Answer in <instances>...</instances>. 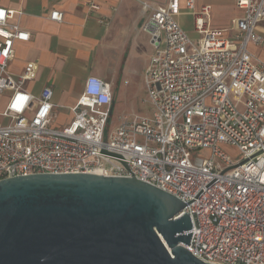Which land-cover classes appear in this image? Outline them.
<instances>
[{"label": "built area", "instance_id": "obj_1", "mask_svg": "<svg viewBox=\"0 0 264 264\" xmlns=\"http://www.w3.org/2000/svg\"><path fill=\"white\" fill-rule=\"evenodd\" d=\"M135 1L154 48L144 73L151 114H119L112 129L110 84L93 75L69 107L71 120L52 125V88L34 95L23 87L35 77L36 60L19 74L8 71L14 43L28 41L30 32L16 20L20 10L0 6V92L9 91L2 114L10 118L0 124V180L133 176L186 204L173 218L189 213L192 234L182 245L195 257L264 264V59L249 49L264 45V0H235L242 15L221 29L209 25L210 6L194 12V0ZM187 12L195 36L178 20ZM49 17L61 21L63 13ZM222 144L235 146L240 158ZM201 148L207 157L193 155Z\"/></svg>", "mask_w": 264, "mask_h": 264}, {"label": "water", "instance_id": "obj_2", "mask_svg": "<svg viewBox=\"0 0 264 264\" xmlns=\"http://www.w3.org/2000/svg\"><path fill=\"white\" fill-rule=\"evenodd\" d=\"M184 205L133 176L5 178L0 180V264H212L182 245L192 234L190 215L173 217Z\"/></svg>", "mask_w": 264, "mask_h": 264}, {"label": "crops", "instance_id": "obj_3", "mask_svg": "<svg viewBox=\"0 0 264 264\" xmlns=\"http://www.w3.org/2000/svg\"><path fill=\"white\" fill-rule=\"evenodd\" d=\"M205 5L210 6L209 25L214 29L225 28L232 18L242 15L235 0H194V12ZM0 6L20 10L16 20L30 32L28 41L14 43L8 71L19 74L28 61L36 60L35 77L23 87L34 95L45 86L52 88L53 126L71 120L69 107L81 95L90 75L110 84L112 113L125 108L127 98L134 99L145 89L144 73L154 48L149 33L142 29L146 16L137 1L0 0ZM53 10L62 11L61 21L49 17ZM192 19L193 14L188 12L178 17L187 31L192 28ZM249 49L264 59V45H250ZM8 98L9 91L0 92V124L10 122L2 114Z\"/></svg>", "mask_w": 264, "mask_h": 264}, {"label": "rangeland", "instance_id": "obj_4", "mask_svg": "<svg viewBox=\"0 0 264 264\" xmlns=\"http://www.w3.org/2000/svg\"><path fill=\"white\" fill-rule=\"evenodd\" d=\"M224 16L226 17L227 15L224 14ZM191 27H192L191 30H188V32L191 36H195V34L192 33L193 19L191 21ZM119 114H127L131 116H135V115L149 116L151 114V104L149 103L147 99L146 89L143 88L134 99L127 98L125 102V108H123L122 110H117L113 112V119H112V123L110 127L111 129L116 125L117 115ZM220 147L230 156V158L234 160H237L238 158H240L239 151L235 146H232L230 144H222L220 145ZM194 154L201 156V157H207L209 155V150L206 148H201V149L193 151V155Z\"/></svg>", "mask_w": 264, "mask_h": 264}]
</instances>
